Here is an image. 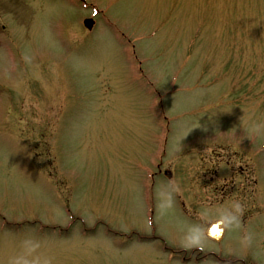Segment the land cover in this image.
<instances>
[{"label": "rangeland", "instance_id": "1", "mask_svg": "<svg viewBox=\"0 0 264 264\" xmlns=\"http://www.w3.org/2000/svg\"><path fill=\"white\" fill-rule=\"evenodd\" d=\"M224 186L264 209V0H0V264H264L263 212L184 214Z\"/></svg>", "mask_w": 264, "mask_h": 264}, {"label": "flooded vegetation", "instance_id": "2", "mask_svg": "<svg viewBox=\"0 0 264 264\" xmlns=\"http://www.w3.org/2000/svg\"><path fill=\"white\" fill-rule=\"evenodd\" d=\"M226 186L223 188L214 187L213 191L206 190L204 187H200L199 189L187 192L189 197V202L187 203V207H184V214L188 217V219L192 220L196 212L199 210L201 205L209 206L211 195H219L221 197L220 202H227V211L228 214L225 213L226 216L231 217L233 220L238 221L244 225L249 223L251 227L256 231L261 230V213H264V209H261V204L248 203L249 195L246 193L243 187H231L229 191L226 190ZM262 206H264L262 204ZM220 221V226L223 227V219H213L210 220L205 228L210 225V223ZM205 230V229H204ZM139 241L148 242L152 240H158V237L152 236L151 238L146 237L144 235L137 236ZM206 237V236H205ZM207 238V237H206ZM223 238V234L218 241L211 240L213 242H219ZM208 239V238H207ZM164 252H169L168 255L170 258H177L179 263H187L189 261H193L194 263H201L207 260H210L213 264H261V257L252 255L247 252H208L203 253L200 248H192L189 250H172L168 247L162 248Z\"/></svg>", "mask_w": 264, "mask_h": 264}, {"label": "water", "instance_id": "3", "mask_svg": "<svg viewBox=\"0 0 264 264\" xmlns=\"http://www.w3.org/2000/svg\"><path fill=\"white\" fill-rule=\"evenodd\" d=\"M87 20L84 21L86 23ZM218 227H215V225H211L209 229L206 230V234L210 236L211 238L218 240L220 238V232L217 230Z\"/></svg>", "mask_w": 264, "mask_h": 264}]
</instances>
